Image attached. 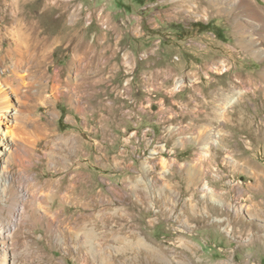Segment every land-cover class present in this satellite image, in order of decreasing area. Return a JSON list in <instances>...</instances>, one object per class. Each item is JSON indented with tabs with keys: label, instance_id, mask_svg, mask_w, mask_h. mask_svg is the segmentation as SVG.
Returning a JSON list of instances; mask_svg holds the SVG:
<instances>
[{
	"label": "rangeland",
	"instance_id": "1",
	"mask_svg": "<svg viewBox=\"0 0 264 264\" xmlns=\"http://www.w3.org/2000/svg\"><path fill=\"white\" fill-rule=\"evenodd\" d=\"M60 1L74 24L46 20L58 43L30 65L37 82L6 89L0 264H264V236L240 234L264 228L246 211L264 201V55L195 0Z\"/></svg>",
	"mask_w": 264,
	"mask_h": 264
},
{
	"label": "bare ground",
	"instance_id": "2",
	"mask_svg": "<svg viewBox=\"0 0 264 264\" xmlns=\"http://www.w3.org/2000/svg\"><path fill=\"white\" fill-rule=\"evenodd\" d=\"M195 2L199 6L202 15H206L208 9H211L220 15L226 14L229 16L233 22V30L237 34V40L235 43L237 47H240L241 49H252L256 55H264V5L258 4L255 0H195ZM0 4V18L4 20L6 16H10V20L5 22L7 25L5 24L4 27H0V62L5 60L4 57H9L12 60L9 74L10 79L3 75L4 71L0 70V119L3 118L5 126L8 128L11 127L12 129L11 125H13L14 118L16 117L14 112L15 110H8L9 108L6 104V89L8 84H13V92L15 97H18V93L20 94L23 89H26V93L29 92L27 87L28 82H35L38 76L34 71L30 73V65L36 64L39 67L45 58L43 53L44 50H53L58 43V36H56L58 34H54L55 36H52L49 32H46L45 35H42L43 31L45 30V21L59 19V21H61L62 27H66L68 25L74 24V14H72L71 18L69 19L67 11L68 7L60 0H10V3L1 1ZM35 4L37 6L33 7ZM60 9L61 11L58 13L57 11ZM56 12L58 15H56ZM242 17L246 19V22L242 20ZM67 18L69 19V24H67L66 20H64ZM245 24L250 32V34H248L249 38L246 39V42H244L242 39V29ZM5 37H8L9 44L4 48L2 44ZM23 44H32V47L30 49H23ZM29 47L30 46H28V48ZM235 47L236 46H228L227 48L231 49ZM96 58L98 59V57ZM250 76L246 75V80H256V78H253V76L251 78ZM27 78H29L30 81H27ZM257 78H260L261 80L264 79V70L258 73ZM56 98L57 97L55 95H46L42 93V89L38 90L37 101L39 100V102L45 105L52 104L53 100ZM78 109H80L79 106ZM45 126L48 127L47 125ZM253 129L254 131L260 130L256 127H253ZM10 132L12 131L5 129L4 133L0 135V148L4 151L2 158L5 159L6 162H8V160L11 161V159H13L17 154L16 147L12 146L14 140L10 136ZM3 164L2 166H4ZM256 174L262 178L260 180L257 179V182H254V187H258L264 191V182L262 181L264 180V172L257 167ZM77 175L80 176L81 172ZM254 177L257 178L256 176ZM70 186L75 187L76 185L74 183H70ZM239 208H242V205ZM246 211L251 216L264 219V201L258 200L257 198L250 195L248 197ZM244 232H246L247 236H249L248 241L251 243L258 242V240L260 241L261 237L264 236V228L260 230H254L253 225L246 226L244 230L240 229V234H243Z\"/></svg>",
	"mask_w": 264,
	"mask_h": 264
},
{
	"label": "built area",
	"instance_id": "3",
	"mask_svg": "<svg viewBox=\"0 0 264 264\" xmlns=\"http://www.w3.org/2000/svg\"><path fill=\"white\" fill-rule=\"evenodd\" d=\"M181 82H182V81H179V80H178V83H181Z\"/></svg>",
	"mask_w": 264,
	"mask_h": 264
},
{
	"label": "crops",
	"instance_id": "4",
	"mask_svg": "<svg viewBox=\"0 0 264 264\" xmlns=\"http://www.w3.org/2000/svg\"><path fill=\"white\" fill-rule=\"evenodd\" d=\"M203 125V127H204V124H202ZM203 131V130H202Z\"/></svg>",
	"mask_w": 264,
	"mask_h": 264
}]
</instances>
